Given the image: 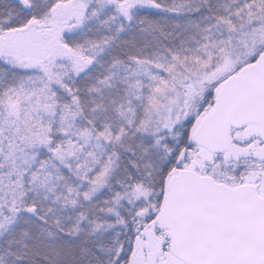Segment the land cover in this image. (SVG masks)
I'll return each instance as SVG.
<instances>
[{
  "label": "snow or ice",
  "instance_id": "obj_1",
  "mask_svg": "<svg viewBox=\"0 0 264 264\" xmlns=\"http://www.w3.org/2000/svg\"><path fill=\"white\" fill-rule=\"evenodd\" d=\"M0 264H264V0H0Z\"/></svg>",
  "mask_w": 264,
  "mask_h": 264
}]
</instances>
